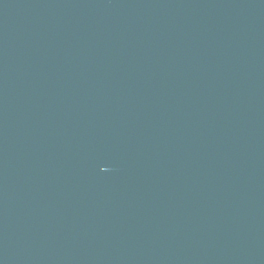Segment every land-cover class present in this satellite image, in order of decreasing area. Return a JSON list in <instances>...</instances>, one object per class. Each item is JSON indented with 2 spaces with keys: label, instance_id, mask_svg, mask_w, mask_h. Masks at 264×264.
<instances>
[{
  "label": "water",
  "instance_id": "water-1",
  "mask_svg": "<svg viewBox=\"0 0 264 264\" xmlns=\"http://www.w3.org/2000/svg\"><path fill=\"white\" fill-rule=\"evenodd\" d=\"M0 264H264V0H0Z\"/></svg>",
  "mask_w": 264,
  "mask_h": 264
}]
</instances>
